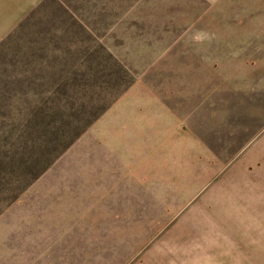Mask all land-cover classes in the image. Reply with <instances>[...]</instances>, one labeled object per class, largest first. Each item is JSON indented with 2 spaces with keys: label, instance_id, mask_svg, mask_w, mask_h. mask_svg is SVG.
Returning <instances> with one entry per match:
<instances>
[{
  "label": "rangeland",
  "instance_id": "rangeland-1",
  "mask_svg": "<svg viewBox=\"0 0 264 264\" xmlns=\"http://www.w3.org/2000/svg\"><path fill=\"white\" fill-rule=\"evenodd\" d=\"M9 34L0 264H264V0H46Z\"/></svg>",
  "mask_w": 264,
  "mask_h": 264
},
{
  "label": "crops",
  "instance_id": "crops-1",
  "mask_svg": "<svg viewBox=\"0 0 264 264\" xmlns=\"http://www.w3.org/2000/svg\"><path fill=\"white\" fill-rule=\"evenodd\" d=\"M42 0H0V42Z\"/></svg>",
  "mask_w": 264,
  "mask_h": 264
},
{
  "label": "trees",
  "instance_id": "trees-1",
  "mask_svg": "<svg viewBox=\"0 0 264 264\" xmlns=\"http://www.w3.org/2000/svg\"><path fill=\"white\" fill-rule=\"evenodd\" d=\"M45 1L46 0H42L33 10H31V12H29V14L23 19V20H21L20 22H19V24L17 25V27L16 28H18V27H20V26H22L23 24H24V22H27L28 21V19L35 13V11L38 9V8H40L44 3H45ZM15 28V29H16ZM14 29V30H15ZM10 35V34H9ZM8 35V36H9ZM7 36V37H8ZM3 41V40H2ZM1 43V42H0ZM131 83L130 82H124V83H122L121 85L120 84H116V86H118V85H120V86H118V87H116V88H112L111 89V93H113V94H115L114 96H113V98H112V101H114L116 98H117V96L120 94V92L121 91H123V90H125L129 85H130ZM111 100L110 101H108L107 103H104L103 105H101L100 107H97L93 112L92 111H90V112H92V114H91V116H90V119L88 120V122L87 123H85V124H83V125H81L80 126V129L78 130V132L76 133V136H78L81 132H83V130H85V128H87V126L91 123V122H93L94 120H96L98 117H99V115H101L108 107H109V105L111 104V102H112ZM72 142V140L71 141H69V142H67L64 146H63V148H62V150L61 151H63L65 148H67L68 146H69V144ZM52 161H47V163L44 165V167L41 169V171L36 175V177L39 175V174H41L49 165H50V163H51ZM27 184H29V182L28 183H26L25 184V186L24 187H26L27 186ZM24 187L22 188V189H24Z\"/></svg>",
  "mask_w": 264,
  "mask_h": 264
}]
</instances>
